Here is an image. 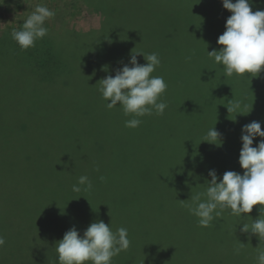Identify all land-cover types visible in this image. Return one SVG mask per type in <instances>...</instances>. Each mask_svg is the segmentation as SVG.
<instances>
[{
    "label": "trees",
    "instance_id": "1",
    "mask_svg": "<svg viewBox=\"0 0 264 264\" xmlns=\"http://www.w3.org/2000/svg\"><path fill=\"white\" fill-rule=\"evenodd\" d=\"M84 2L94 12H101L103 21L97 28L100 33L110 23L114 3L124 4L128 22L131 24L135 17V22L146 30L140 52L157 53L160 68L168 69L166 73L159 69L158 76H169L175 67L168 53L180 54L186 48L172 38L177 12L189 8L203 15L204 10L211 11L217 5L224 10L222 0ZM196 26L193 23L194 31ZM12 32L9 28L4 31L0 46L7 41L20 48ZM87 33L73 29L47 33L34 47L24 50L32 58L36 75L52 77L64 61L60 48ZM137 57L139 63L141 59L147 63L143 55ZM242 78H246L245 87H167L160 97L167 104L163 115H146L136 128L126 127L125 121L0 118V181H69L64 188L69 195L60 203L51 199L43 212L0 214V236L5 240L0 246V264H59L55 245L64 233L75 226L83 235L91 223L101 220L113 232L126 228L130 240L128 249L113 257L111 264H178L174 245L181 248L179 256L184 264H257L242 260L236 249L240 242L246 245L249 237L258 239L240 231L243 223L248 224L247 218L221 215L209 227H202L199 222L180 221L178 214L169 217L161 213L170 209L166 201L170 189H180L181 183L210 181V169L220 178L226 171L243 174L238 162L241 128L259 121L264 130V95L259 93L264 85L251 74ZM259 94V102H250ZM236 103L240 107L228 112L227 107ZM122 127L129 133L128 145L122 151L110 149L115 146L113 141L122 140L116 134ZM213 127L222 134V146L202 141ZM260 139L256 137L253 146ZM177 141L179 144L174 146ZM24 144L31 148L13 150L14 145ZM82 175L88 176L92 188L85 191L81 186L80 192H74L72 187ZM96 181L123 183L106 189ZM39 202L34 201V209H40ZM21 204L28 208V202Z\"/></svg>",
    "mask_w": 264,
    "mask_h": 264
},
{
    "label": "rangeland",
    "instance_id": "2",
    "mask_svg": "<svg viewBox=\"0 0 264 264\" xmlns=\"http://www.w3.org/2000/svg\"><path fill=\"white\" fill-rule=\"evenodd\" d=\"M75 2L72 3L71 0H0V37L8 28L19 30L37 5L46 6L55 12L54 17L45 21L44 26L48 29V33L60 34L70 29L88 31L86 35L60 48L64 61L52 77L37 76L32 58L28 57L24 50L10 46L7 41H4L0 46V118L94 119L110 122H123L135 118L132 115L126 116L119 104L112 109L106 107L108 101L102 98L99 81L107 75L114 76L115 69L129 62L130 49L136 53H143L140 50L141 44H144L146 30L135 22V17L130 24L127 20L126 6L116 2L113 7L114 13L110 14V23L100 33L97 31L100 29L97 28L103 21L101 12L91 10L84 0ZM249 2H254L253 12L264 10V0H249ZM134 4L138 6L137 3L134 2ZM231 15V12L220 9L218 5L211 11L207 8L203 15L201 13L198 15L189 8L177 12L175 34L172 38L178 42V46L182 42L186 48L180 54L172 51L168 53L170 63L175 67L169 76L161 75L167 87H208L209 90L216 87L246 86V78L242 77L248 74H233L231 77H226L223 66L217 64L207 52L213 49L218 51L222 47L217 44V39L225 31L226 20ZM153 21L157 24L156 19L153 18ZM193 23L197 24L195 31L192 29ZM143 24L145 25L144 20ZM140 63L145 64L143 59ZM159 69L162 73L168 70L165 67L160 68L159 65L151 75L158 76ZM255 77L256 82H263L261 84L263 86L264 70ZM259 93L264 95V90L260 89ZM261 94L252 97L250 102H259ZM104 132L109 133L110 130ZM170 133L167 132L166 135ZM116 134L122 140L113 141L115 146L111 145L109 148L122 151L128 145L129 133L122 127V130L116 131ZM178 144V141L173 142L174 146ZM28 148H31V145L13 146V150L16 151ZM166 157H168L167 152ZM58 173L63 175L62 170ZM67 182L69 181H0V214L22 215L43 212V207L51 199L60 203V200H64L65 196L69 195L64 189ZM96 182L106 189L123 183V181ZM206 190V181L181 183L180 189L178 187L170 189L166 196L170 209L162 210L161 213L169 217H172V214H178L180 221L198 222L199 218L189 211V206L192 205L190 197L197 193H205ZM162 197H164L163 194ZM201 199L206 197L202 196ZM35 200L40 201L38 210L33 207ZM24 201L28 202V208L22 206L21 203ZM261 207V205H255L251 213L242 214L243 218H247L249 225L252 219L260 218L261 213L258 210ZM221 215L234 216L230 209H224ZM180 226L181 223H178L179 228ZM262 242L264 237L256 241L249 237L246 245L240 242L236 246L240 258L257 263L259 251H264ZM173 248L176 252L174 257L176 262L184 264L182 256H179L181 248L175 245Z\"/></svg>",
    "mask_w": 264,
    "mask_h": 264
},
{
    "label": "clouds",
    "instance_id": "3",
    "mask_svg": "<svg viewBox=\"0 0 264 264\" xmlns=\"http://www.w3.org/2000/svg\"><path fill=\"white\" fill-rule=\"evenodd\" d=\"M222 5L232 15L227 18L225 31L217 39V44L222 47L218 51H207L208 55L223 66L226 77L233 74L257 76L264 70V10L253 12L249 0H222ZM54 15L55 12L46 6L37 5L22 27L13 30L12 39L22 51L34 47L37 40L47 35L45 21ZM138 55H143L147 63L140 64ZM160 63L157 53L145 55L132 49L128 63L115 69L114 76L107 75L99 81L102 98L108 101L106 107L112 109L119 104L126 116L135 117L125 121L126 127H138L142 122L139 117L153 113L163 115L167 104L160 101V97L166 91L167 84L162 76L151 75ZM239 107V103H236L227 110L230 112ZM221 136L213 127L202 141L219 147L223 143ZM256 137L262 139L253 146ZM241 141L238 162L244 170L243 174L226 171L220 178L214 169H210L208 176L211 179L206 181L207 190L190 197L192 205L189 211L199 218L200 226L209 227L224 209H230L232 215L243 218L242 214L251 213L255 205H261L258 210L260 218L252 219L251 225L243 223L240 229L261 238L264 237V218H261L264 216V130L261 122L252 121L243 125ZM81 186L85 191L91 190L92 183L88 176H80L72 190L80 192ZM202 196L206 199L202 200ZM127 237L126 228L121 227L113 232L110 225L102 220L91 223L83 235L73 226L55 245L59 264H111L113 257L128 249L130 240ZM4 243V238L0 236V246ZM257 264H264V251H259Z\"/></svg>",
    "mask_w": 264,
    "mask_h": 264
}]
</instances>
